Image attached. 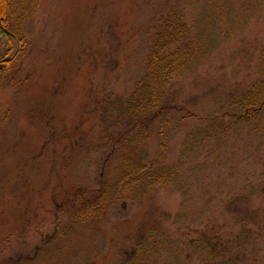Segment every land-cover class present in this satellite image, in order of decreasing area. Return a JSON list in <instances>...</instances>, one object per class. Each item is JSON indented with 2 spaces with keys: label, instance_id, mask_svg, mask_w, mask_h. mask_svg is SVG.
<instances>
[{
  "label": "rangeland",
  "instance_id": "obj_1",
  "mask_svg": "<svg viewBox=\"0 0 264 264\" xmlns=\"http://www.w3.org/2000/svg\"><path fill=\"white\" fill-rule=\"evenodd\" d=\"M167 9L185 15L209 54L170 90L196 119L155 122L101 176L103 130L123 114ZM22 34L31 48L0 95V264H121L149 235L168 242L146 264H202L189 244L201 235L233 264H264V136L247 125L215 136L207 123L257 76L264 0H38ZM126 155L176 176L146 196L118 191L96 224L71 230L88 206L73 194L90 188L94 204L113 191Z\"/></svg>",
  "mask_w": 264,
  "mask_h": 264
},
{
  "label": "trees",
  "instance_id": "obj_2",
  "mask_svg": "<svg viewBox=\"0 0 264 264\" xmlns=\"http://www.w3.org/2000/svg\"><path fill=\"white\" fill-rule=\"evenodd\" d=\"M255 1L261 0H251L252 3ZM25 2L26 0H0V95L2 88L13 83L18 65L31 48L30 42L22 34V20L26 13L29 14L32 8L35 9L38 0H30L28 7L24 6ZM184 16L178 10L167 9L155 18L154 31L148 38L143 76L135 83L123 114L120 112L121 116L115 118L113 125L103 130L101 146L107 157L101 160L99 166L101 176L108 159L118 149H122V145H144L155 122H165L169 117L176 119L177 114L180 115V120L196 119L187 106L177 105L171 100L170 92L174 83L192 77L198 66L209 58L202 45L195 41L192 27ZM225 110V115L217 119L221 124L217 120H207V123H216L215 136L224 135L233 125H247L264 136V46L259 55L255 80L247 89L232 96ZM115 124H121L122 130H113ZM209 132L210 130H206L207 134ZM122 163V167L118 168V180L114 184V190L109 191L105 187L94 204L87 201L92 192L90 188L78 189L73 194L72 201L88 206L77 212L74 217L76 224L71 230L80 224H96L103 207L117 201L118 191L126 192V199H131L136 194L146 196L155 187L172 183L176 176L174 168L158 166L155 161L140 163L126 155ZM243 233L244 231L240 236H244ZM160 241L149 235L136 244L132 256L121 264H146L150 254L160 248ZM165 241L168 242L162 239L161 244H165ZM189 244L202 264H233L232 256H219L216 244L207 235H201Z\"/></svg>",
  "mask_w": 264,
  "mask_h": 264
}]
</instances>
